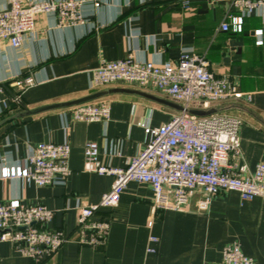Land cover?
<instances>
[{
  "label": "crops",
  "instance_id": "crops-1",
  "mask_svg": "<svg viewBox=\"0 0 264 264\" xmlns=\"http://www.w3.org/2000/svg\"><path fill=\"white\" fill-rule=\"evenodd\" d=\"M232 1L87 0L81 8L83 21L60 27L54 16L41 13L21 50L0 41V169L4 158L30 168L28 156L38 143L68 140L71 145L66 185L39 187L20 178L0 177V202L42 204L55 213L48 228L61 229L70 238L40 264H221L223 250L231 243L264 264V197L243 201L235 191L213 197L208 213L196 211L201 195L195 194L188 212L159 211L149 228L153 191L147 184L131 182L117 207L102 208L94 217L111 221L104 246H81L76 232L79 207L99 203L114 182L111 176L85 171L86 144L98 145L105 166L126 168L149 140L142 125L161 127L179 113L125 92L136 90L171 101L155 89L129 83L91 89L93 72L103 61L131 53L155 63L176 62L184 52L204 57L210 71L226 75L249 96L213 104L210 111L242 119V164L250 173L264 163V44L256 45L255 35L263 30L264 41V7L245 18L242 33L224 32L220 26L226 16L238 14L231 10ZM26 77L33 84L20 92L14 83ZM18 95L20 100L15 101ZM84 99L88 100L76 103ZM101 101L110 103L107 120L73 119L76 106ZM149 248L155 251L150 253ZM0 255V264H38L10 243L0 246Z\"/></svg>",
  "mask_w": 264,
  "mask_h": 264
},
{
  "label": "built area",
  "instance_id": "built-area-1",
  "mask_svg": "<svg viewBox=\"0 0 264 264\" xmlns=\"http://www.w3.org/2000/svg\"><path fill=\"white\" fill-rule=\"evenodd\" d=\"M87 0L25 1L4 0L0 6V41L21 50L25 39L33 35L38 14L54 16L60 27L84 20L81 8ZM96 7L99 3L94 4ZM264 7V0H233L231 12L220 30L242 33L245 18ZM256 45L262 46L263 30L255 31ZM209 62L184 52L176 62L141 61L134 53L117 61H103L93 72L91 89L100 90L116 83L136 84L142 89H155L184 110L161 127L146 124L149 140L141 153L132 157L126 168H111L99 160V148L94 142L85 147V171L111 176L114 182L100 202L79 207L76 232L81 246L99 248L106 244L111 221L94 220L102 208L118 206L122 194L131 182L147 184L153 191L151 215L147 226L153 227L159 211L188 212L192 198L198 213H208L213 197L226 191L238 192L243 201L264 197V163L250 173L242 164L240 129L242 119L224 114L196 115L192 109H211L213 104L242 100L249 96L240 91L226 75L209 70ZM33 84L31 77L18 79L14 85L20 92ZM15 101L20 96L14 97ZM110 103L101 101L76 106L73 119L82 122L107 120ZM71 145L38 143L30 152V168L2 161V179L20 178L39 187L66 185L71 174ZM54 211L42 204L26 205L19 199L0 202V246L10 243L17 252L40 264L58 253L69 242L61 229H50ZM151 237V241H156ZM155 250L148 249L152 253ZM1 256V255H0ZM221 264H257L238 243L226 245Z\"/></svg>",
  "mask_w": 264,
  "mask_h": 264
},
{
  "label": "water",
  "instance_id": "water-1",
  "mask_svg": "<svg viewBox=\"0 0 264 264\" xmlns=\"http://www.w3.org/2000/svg\"><path fill=\"white\" fill-rule=\"evenodd\" d=\"M120 83H122V82H120ZM110 92H111V91L98 93V94H96V95H93L92 97H89L88 99H94V98H97V97L103 96V95H105L106 93H110ZM125 92H131V93L138 94V95H140V96H143V97H146V98L152 99V100H154V101H157V102H159V103H162V104H164V105H167V106H169V107H171V108H174V109H176V110L179 111V112H182V111L184 110L183 106H181V105H179V104H177V103H174V102H171V101H168V100H164V99H160V98L154 97V96H152V95H149V94H146V93H143V92H140V91H136V90L128 91V90H126ZM88 99L80 100V101H78V102H76V103H77V104H78V103H82L83 101H87ZM190 112L193 113V114H196V115H202V116L205 115V113H203V112H199V111H195V110H191ZM211 113H212V112L209 111V112L207 113V115H208V114H211Z\"/></svg>",
  "mask_w": 264,
  "mask_h": 264
},
{
  "label": "rangeland",
  "instance_id": "rangeland-1",
  "mask_svg": "<svg viewBox=\"0 0 264 264\" xmlns=\"http://www.w3.org/2000/svg\"><path fill=\"white\" fill-rule=\"evenodd\" d=\"M192 110H195V111H199V112H203V113H205V115H207V113L210 111V109H208V110H204V109H192Z\"/></svg>",
  "mask_w": 264,
  "mask_h": 264
}]
</instances>
